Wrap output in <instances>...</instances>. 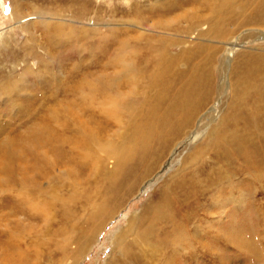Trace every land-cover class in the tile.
Wrapping results in <instances>:
<instances>
[{
	"label": "rangeland",
	"instance_id": "obj_1",
	"mask_svg": "<svg viewBox=\"0 0 264 264\" xmlns=\"http://www.w3.org/2000/svg\"><path fill=\"white\" fill-rule=\"evenodd\" d=\"M14 1L21 4L20 13L23 19L34 18L33 6L41 5L42 9L50 10V3H53L54 6L65 3V0H54L55 2L57 1L56 3L53 0H49L50 3L48 0H0V40L2 39L5 45L7 44L6 46L2 45V49L0 48V82L2 78L5 80L9 75L21 73V71H18V67H21L24 63H29L36 71L37 67L43 68L42 63L45 60L46 62L48 60L53 62V60L61 61L60 59L64 58L63 53L61 55V47L54 48L47 46V44L44 47L42 45L44 43L40 37L43 32L38 22H35L34 27H29L28 31L38 38L43 49L37 43L28 42V35L22 33L21 27H17V23L12 19L13 16L10 11ZM83 1L89 4L84 7L88 10L85 17L76 18L70 11H67L66 14H71L69 17L73 16L74 19L72 20L75 21L76 19L77 22L85 26L99 21L108 23L107 27H110L107 33L112 39L108 41L109 38L107 41H103V44L106 43L107 45L98 44L95 39H93L94 41L89 40L87 44L84 42L83 44L87 51L80 53L82 60L79 62L77 59L72 63L73 60L70 61L69 59L66 60L68 63L65 61L64 65L60 66V70L63 71V78H65V82L61 84L60 88L55 84L52 85L50 83L52 79L50 75L43 72L42 80L35 75L26 77L25 82L23 81L24 84L20 87L19 95H16L15 98L17 107H13L12 111L8 109L9 100L3 96L0 97V110H2L0 112V143L3 141L4 153L2 166L0 152V264H112L111 261L114 260L112 258V249L116 241L115 238H118L119 234L124 232L130 233V236H127V240L131 242V251L135 252L134 256L138 257L135 260L136 263L133 262V264H264V174H258V179L252 180L251 177L256 175L257 172L256 169L255 171L250 170L248 166L257 165L254 158L247 163L243 162L240 157L236 158L233 155L228 168L221 165L222 163L215 157L214 160L209 161L212 158V153L210 146L208 147L215 135L214 133L218 131V127L221 123L220 127H223L225 121L227 122L232 115L234 107L231 110V106L237 96L236 87H234L236 86L235 76L242 72L245 64L253 63L256 55H264V36H262L264 32L245 36L240 31L235 37L227 39L210 37L206 40L204 37L197 38L194 36L186 38L187 40H194V42L189 44L191 46L189 50H192V48L197 49L204 45L205 42H207L206 44L210 47V50L213 49L212 54H215V60L211 67L212 78L210 79L212 84L207 88L209 93L207 90L204 92V102L198 108V115L186 136L179 138V140L177 137L170 143L164 158L143 179L145 180L143 184H146V186H143V184L140 186L139 182L133 190L132 183L135 180V173L128 175L124 172L122 180L119 182L117 180L115 182L112 180L108 181L112 178L109 173L113 171L114 157L106 151L100 152L101 154L98 153L95 158L88 156L85 159L86 161L81 162L75 155L76 151L74 150L77 149L73 150V155L59 152L60 154L58 153L59 156H57L54 152L52 154L47 146L38 148L31 145L34 128L38 124L45 123L40 111L32 117L30 116L34 113L32 111L34 106H40L41 104L40 108L43 109L45 105L49 106L52 103L51 101L54 98L51 96L54 90L61 92L63 86H72L74 81L76 82L80 78H95L112 70L107 67L108 69L103 72V64L109 63L112 57L114 47L111 43L113 42V37L114 39H119L122 35V38H124L126 36L123 32L127 33V35H133L134 31H137L132 28L135 23L132 24L130 20L131 17L133 18V11L130 10L131 5L136 2V8L143 10L147 4H151L154 0ZM28 3H32L33 6ZM140 15L147 18V15L142 13ZM164 19L162 18V20ZM32 21L36 20L33 19ZM107 27L102 28L105 34H107L105 31ZM14 28L16 29L14 30ZM234 39L237 40L240 47H235L234 53H230L228 47L230 41ZM209 40L211 41L209 42ZM199 41L201 42L199 43ZM26 45L27 47L34 46L32 57L25 52ZM107 53L108 55H106ZM226 54L228 55L226 56ZM244 54L246 58L244 57L243 59ZM23 56L29 57L26 59ZM38 56L42 57L41 59L39 58L40 61H37ZM83 57H85L84 60ZM32 58L33 60H31ZM101 58L104 61H100L102 60ZM107 58L108 60H106ZM27 60L30 61L28 62ZM91 60L94 61V64H92ZM5 61L9 62L6 63ZM71 65L75 68V72L72 71ZM99 65L103 68L101 69ZM179 66H177L178 69L183 67L181 64ZM12 68L13 70H11ZM235 73L236 75H234ZM71 78L74 79L72 80ZM41 93L42 95L40 96ZM49 98H51V101ZM34 101L38 103L34 104ZM9 102L11 103V101ZM98 103V101L94 102L93 108H99ZM29 111L32 112L30 113ZM95 116L88 109L81 117L73 116L72 118L75 125H79L80 121H86V127L89 130L94 146L97 142H100L99 145L102 146V144L110 141L115 129L109 126L106 128V132L103 129L98 130L96 126L100 127L98 122L100 121L101 123V117L96 114ZM62 125L63 123L60 121L58 123L51 122L58 148L64 142L63 148L65 149L67 143H73L75 138L74 134L69 133ZM46 131L40 132L38 137L43 139L50 138V132ZM211 132L213 133L211 134ZM192 134L194 135L192 136ZM252 135L256 137L255 134H251L250 138ZM253 137L251 139L257 145V138L254 141L255 137ZM69 138H71L70 142H68ZM53 145L55 144L52 143L51 147ZM5 153H9L12 156L9 155L8 157ZM193 157H196L194 163H197V166L201 167V163H208L210 168L214 169L216 177L220 175L216 171H224L225 175L230 176L229 184L232 189L228 188L229 184L227 185L226 183L227 189H225V192H227V198L224 199V196L220 195V193L216 194L217 192L212 190V192L214 191V194L211 192L214 195V201L210 199V197H213L210 195L206 196L207 198L204 196L201 198L200 196L199 200L188 199L187 204L181 208L173 205L172 212L176 218L173 224L169 223L167 217L169 211L163 210V217H165L163 221L166 223L162 221L158 226L167 228H165V233L162 234L164 242L160 243L161 247L157 248L155 246L158 241L141 242L140 232L142 230H137L132 225L139 224L137 227L141 228L142 222L140 223V221H143L144 216L149 217L145 213L151 208L153 213L154 206L164 200V196H161L160 192L164 191V187L170 181V177L178 174L182 169H185L182 174L186 173L188 171H186L187 167H191ZM4 162L8 164L5 166ZM108 170L110 171L108 172ZM131 172H133V169ZM21 185L26 186L24 191L20 190ZM214 203H218V205ZM97 209H102L103 212L94 215ZM109 210L113 211L108 212ZM101 219L106 220V224L104 223L105 225L100 231L101 225L97 226ZM149 219L152 221L153 216ZM226 224L227 226L229 224V232L233 237L228 234V238H226V233L222 231L221 227L224 228ZM93 226L97 227V229L93 230ZM236 229L240 230V233L238 234L239 236L234 237ZM157 233H160V231H154V234ZM210 234L216 237L215 241ZM184 239L189 241L192 246L181 244L180 242ZM82 247H84V250H81Z\"/></svg>",
	"mask_w": 264,
	"mask_h": 264
},
{
	"label": "bare ground",
	"instance_id": "obj_2",
	"mask_svg": "<svg viewBox=\"0 0 264 264\" xmlns=\"http://www.w3.org/2000/svg\"><path fill=\"white\" fill-rule=\"evenodd\" d=\"M56 2L54 1V3ZM134 3L130 7V10L133 11V18L131 17L130 20L132 24L135 23L132 25V28H135L137 31H134L135 33L133 35H127V33L123 32L126 36L124 38H122V35L119 39H114L113 37V42L111 43L114 47L112 50V57L111 60L109 59V63L103 64V72L108 68L112 70L95 78H80L78 81H74L72 86H63L61 92L54 90L51 96L54 99L51 101V98H49L52 103L49 106L45 105L43 109L40 108L41 104L40 106H34L32 109L34 113L30 115L32 117L35 113L40 111L45 120L44 124H38L33 130V137L31 138V145H33V147L42 148L47 146L51 153L54 152L57 156H59L61 152L73 155V150L77 149L74 150L76 151L75 155H77L79 158L78 160L81 162L88 156L95 158V156H98V153L106 151L114 157L113 171L109 173L112 178L108 181L112 180L115 182L117 180V182H119L122 180L124 172L128 175H130V173H135V180L132 183L133 190L139 182L140 186L145 182L143 179L147 177L152 169L164 158L170 143L177 137L179 140V138L186 136L198 115V108L204 102V92L212 84L210 79L212 78L211 67L215 60V54H212L213 49L210 50V47L206 44L207 42H205L204 45L197 49L192 48V50H189L191 48L189 44L194 42V40H187L186 38L194 36L197 38L204 37L206 40L210 37L227 39L235 37L240 31L243 32L245 36L264 32V0H154L151 4H147L146 8L143 10L136 8V2ZM28 4L31 5L32 3ZM50 5V10H44L41 8V5L34 7L32 4L34 18L23 19L20 13L21 4L15 1L12 3V9L10 11L13 16L12 19L17 23V27H21L20 30H23L22 33L28 35V42L31 41L30 43L33 44L37 43L40 48H42V45L45 47L46 44L54 48L61 47V55L63 53L64 58H62L63 60L60 59L61 61L53 60V62L50 60L46 62L45 60L42 63L43 68L37 67L36 71H34L29 63H24L21 67H18V71H21V73L18 72L16 75L14 73V75L5 76V80L2 78L0 82V97L3 96L11 101V103L8 101L9 111H12L13 107H17L15 98L16 95H19L20 87L24 84L26 77L35 75L42 80L44 72L52 78L50 83L60 88L61 84L65 82V78H63L62 75L63 71L60 70V66H63L65 61L69 59L70 61L73 60L72 63L77 59L80 62V60H82V55L80 53H85L87 51L83 44L84 42L87 44L89 40L92 41L95 39V42L98 44L107 45L106 43L103 44V41H107L110 38L109 33H107L110 26L107 27L108 23H105V21H99L100 23H89L85 26L77 22L76 19L75 21L72 20L74 17L72 16L70 18L69 15L71 16V14H66L67 11H70L76 18L85 17L88 10L84 7L89 4L85 3L83 0H65V3L59 6H54L53 3H50ZM141 13L147 15V18H145L146 16L142 17L140 15ZM23 15L25 16V14ZM158 17H160L161 20L158 19ZM162 18L165 19L162 20ZM33 19L36 21H32ZM35 22H38L39 26L42 28L43 35L40 37L44 43L42 45L39 43L38 38L28 31L29 27H34L33 25ZM101 25L107 27V29H105L107 34L103 33L104 29H102L103 27ZM15 29L16 28H14V30ZM111 39L112 38L108 41ZM210 41L211 40H209V42ZM200 42L201 41H199V43ZM2 45L4 46L5 42L1 39V49L3 47ZM237 46L240 47L237 40H231L228 47V50H230L229 52L232 53ZM33 47L32 45L31 47H27V45L25 47V52L30 57H32L34 51ZM106 55H108V53ZM196 55H198V57L195 58ZM227 55L228 54H226V56ZM78 56L81 57V59H79ZM28 57L24 58L28 59ZM244 57L245 54L243 55V59ZM39 58L41 59L42 57L38 56L37 61H40ZM84 58L85 57H83V60ZM254 58L255 60L253 63L245 64L242 72L235 76L236 86L234 87H236L237 96L234 103H231V110L234 107L232 115L227 122L225 121L223 127H220L222 125L221 123L218 127V131L214 133L215 135L208 145L212 153V158L209 159V161H212V159L214 160L215 157L222 163L221 165L227 168L230 166L229 164L232 161L231 158L233 155L236 156V158L240 157L243 162L247 163L254 158L257 165L253 162V166H248L252 171L256 169L257 174L251 177L253 181L257 178L258 174H264V55L258 54ZM31 60H33V58ZM106 60H108V58ZM9 61L5 62L7 63ZM27 61L29 62L30 60ZM91 61L92 64H94V61ZM100 61L104 60L102 59ZM66 63H68V61H66ZM179 64L183 65V67L178 69L177 66H179ZM11 70H13V68ZM76 70L78 71L77 68ZM72 71L75 72V68H73ZM64 72L66 73V71ZM234 75H236V73ZM71 79L73 80L74 78ZM28 87L27 89L30 88ZM207 92L209 93V90H207ZM27 94L29 95L28 92ZM41 95L42 93L40 96ZM96 101L99 102V108H93L94 102ZM36 102L37 101H34V104L38 103ZM88 109L92 112L94 117H96L95 114L101 117V123L99 121L98 124L102 127L96 126L98 130L103 129L104 132H106V128L109 126L115 129L112 138L106 144H102L103 147L99 145L100 142H97L94 146L89 130L86 127V121H80L79 125H75L73 122V116L81 117ZM1 111L2 110H0V112ZM32 111L29 112L31 113ZM88 116L91 117L90 115ZM59 121L63 123L62 126H64L69 133L74 134L75 138L73 143H67L65 149L63 148L65 145L64 142L61 144V147L58 148L55 133L51 126V122L58 123ZM230 128L233 129L230 130ZM45 130H47L46 132H50V138H39L38 134ZM212 133L213 132H211V134ZM251 134L256 135V137L254 136L255 138L253 135L252 137L254 141L257 138V145L253 143L252 137L250 138ZM193 135L194 134H192V136ZM70 141L71 138H69L68 142ZM52 143L55 145L51 147ZM0 152L1 164L3 166V141L0 143ZM5 155L8 157L9 155L12 156L9 153H5ZM195 160L196 157H193L191 167H187L186 171H188L186 173L182 174L185 170L182 169L178 174L170 177V181H168L167 185L164 187V191L160 192V195L164 196V200H160L162 203L154 206L153 213L151 212L152 208L145 213L149 217L144 216L143 221H140V223L142 222L141 228L137 227L139 224L132 225V227L137 230H142L140 232L141 242L146 243L151 240L158 241L155 246L157 248L161 247L160 243L163 241L162 234L165 233V228H167L158 226L165 220L162 213L163 210L169 211L167 217L169 223L173 224L176 221L172 212L173 205L177 208H181L186 205L187 201L191 200V198L199 200L200 196L202 198L203 196L208 197L214 194L212 190H215L217 192H215L216 194L220 193V195L224 196V199L227 198L225 189H227L226 183L227 185L230 183V176L228 177L225 175L224 171H216L220 173V177H216L214 169H211L208 163H201L200 167L197 166V163H194ZM7 164L4 162L5 166ZM132 169L133 172H131ZM109 171L110 170H108V172ZM143 186H146V184H143ZM230 186L229 184L228 188H230ZM25 189L26 186L21 185L20 190L24 191ZM212 196L213 197H210V199L213 200L214 195ZM215 205H218V203ZM111 211L109 210L108 212ZM99 212H103V210H95L94 215ZM151 216H153L152 221L149 219ZM100 221L97 227L101 225L99 228L101 231L103 225L106 224V220L104 221L101 219ZM97 227L95 228V226H93L92 229H97ZM221 229L226 233V238H228V234L229 236L231 235L229 232V224L228 226L226 224L224 228L221 227ZM157 230H159L160 233L154 234V231L157 232ZM239 231L236 229L235 234L233 233L234 237L239 236ZM129 234V232H124L119 234L118 238H115L116 241L112 249V258L114 259L111 261L112 264L136 263L135 260H137L138 257L134 256L135 252L131 251V242L127 240ZM231 237H233V235H231ZM211 238L214 241L216 239L213 235H211ZM180 243L186 246H192V244L185 239ZM81 250H84V247H82ZM190 256L192 257V255Z\"/></svg>",
	"mask_w": 264,
	"mask_h": 264
}]
</instances>
